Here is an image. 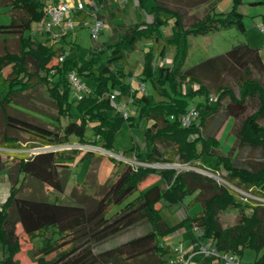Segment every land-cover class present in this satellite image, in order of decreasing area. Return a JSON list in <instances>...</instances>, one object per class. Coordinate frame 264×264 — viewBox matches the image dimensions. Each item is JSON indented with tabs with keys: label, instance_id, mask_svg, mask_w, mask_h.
<instances>
[{
	"label": "trees",
	"instance_id": "1",
	"mask_svg": "<svg viewBox=\"0 0 264 264\" xmlns=\"http://www.w3.org/2000/svg\"><path fill=\"white\" fill-rule=\"evenodd\" d=\"M5 1L11 7L12 21L0 25V35L15 36L18 50L12 51L4 44L0 54L1 147L25 148L19 136L10 134V130H19L30 134L32 142L25 145L28 148L71 143L75 136L80 144L114 150L113 136L123 120L131 126L145 121V153L137 144L129 151L138 160L205 168L199 162L200 152L217 154L218 165L213 169L220 170L230 184L264 195V124L259 121L264 117V81L254 74L255 71L264 73L260 48L240 42L186 68L180 55L181 45L190 35L207 34L229 26L243 31L238 0L227 13L215 11L218 0H179L187 8L204 7L203 15L189 24L185 23L180 9L161 0H136L139 9L150 19L126 25L117 40L103 41L99 47L90 48L88 57L80 55L75 40L67 39L71 30L50 43L25 34L32 23L41 22L45 17L47 5L42 0ZM93 1L97 5L105 0ZM170 23L171 32L161 44L162 30ZM144 40L157 41L162 60L167 46H177L170 66L162 62L152 68L156 58L154 49L149 47L144 53V74L138 79L145 85L150 80L153 93L141 91L139 85L134 88L127 80L130 72L124 66L127 53ZM60 56H64L62 60ZM8 65L10 70L3 76L2 71ZM72 70L92 84L88 86L83 80L87 90L81 99H75L72 94L68 79V72ZM227 77L235 79L237 91ZM37 85L48 90L56 109L54 115L24 104V98L34 93ZM198 95L203 99L192 107L196 113L183 125L180 117L190 111L189 99ZM125 97L135 105V112L127 117L117 108ZM250 99L255 101V110L243 118L236 130L237 144L223 153L217 135L228 118L238 119L246 112ZM74 100L78 101L75 118L72 116ZM19 106L38 111L52 121L34 122L10 112L9 108L18 110ZM62 117L69 118L64 126L59 124ZM89 126L93 131L91 138L86 137ZM237 146L241 151H236ZM251 149L256 152L253 160L248 158ZM78 151L81 149L73 147L15 154L16 162L8 169L9 193L0 204V264H20L17 254L22 246L18 223L29 240H41L33 248L37 264H171L166 255L172 249L161 239L186 221L198 227L199 235L213 241L219 251H230L241 258L245 249H251L256 253L253 264H264V204L253 201L243 204L235 198L230 185L194 169L134 167L117 159L123 166L100 195L72 187L70 196L77 204L24 194L28 178L64 192L72 173L69 159ZM92 153L98 154L86 151L85 157ZM5 166L6 160L0 151V171ZM151 175L161 181L140 189V184ZM93 180L97 183L96 176ZM189 194H195L191 200L200 201L201 208L179 223L169 224L161 214L162 207L184 203ZM247 207H251L250 214L245 211ZM231 208L240 212L237 222L224 226L220 213ZM130 230L137 232L122 238Z\"/></svg>",
	"mask_w": 264,
	"mask_h": 264
},
{
	"label": "rangeland",
	"instance_id": "2",
	"mask_svg": "<svg viewBox=\"0 0 264 264\" xmlns=\"http://www.w3.org/2000/svg\"><path fill=\"white\" fill-rule=\"evenodd\" d=\"M165 4L170 7L178 8L183 12L184 21L186 24H189L196 20L198 17H201L204 13V7L199 8H187L183 4L179 3V0H161ZM237 8L243 14V23L245 29L242 31L238 29L236 26H229L223 29L215 30L213 32H209L207 34H198V35H190L186 38L185 42L181 45V57L183 56V67H189L207 57L217 55L225 52L229 48H231L234 44H238L240 42H247L251 46L259 47L262 55L264 56V27L261 28L260 24L264 26V0H238ZM235 6V0H218L216 2L215 11L221 13H227L233 9ZM88 11V10H86ZM85 12V11H84ZM90 12V11H88ZM82 14V13H79ZM87 16L85 18L78 17L76 20L75 26L72 28L71 33L67 36L68 40H75L78 45V52L83 57H88L89 49L92 47H99L103 41L114 42L118 38V34L122 32L123 28L133 22L139 20H148L150 17L146 14V12L141 11L138 8L136 0H108L107 3L99 8L98 14L100 17L104 18L106 21L105 29L100 32L97 40L93 39L89 29L90 15L86 13ZM79 16V15H78ZM54 30H56L54 28ZM171 32V23L168 26H165L162 30L163 38L160 40V43H164V37ZM43 43H50V39H42ZM9 48L12 51L18 50V40L15 38L14 40H10ZM149 47L154 49L156 54V58L152 63V68L156 67L160 63H164L165 65H172L173 58L177 51V46H167L165 59L162 60L159 55L160 46L157 45V41L144 40L138 43V46L134 49H131L125 58V70L130 72L127 76V80H129L133 87H137L139 85V76L144 74L145 69V59L144 53L148 50ZM65 49H68V46L65 45ZM10 70V65L6 66L2 75L5 76L8 74ZM255 76H259L264 81V73H258L255 71ZM229 83L233 86V88L237 91V83L233 77L226 78ZM83 80L87 83L88 86H92L91 81L88 78H83ZM189 84V83H188ZM190 85V84H189ZM0 89H2V85L0 82ZM153 85L150 80L146 81V90L145 93H153ZM27 95V94H26ZM25 100V105L29 106L33 109H37L47 114L54 115L55 114V106L54 102L49 95L48 90L45 86H36L34 93L31 95H27ZM73 99V96L70 97ZM203 99L202 96H195L193 99H189L188 110H191L193 106H195L199 101ZM78 101L72 102V116L75 118L77 116L76 105ZM121 104H125L129 106L130 113H134L135 105L130 101V98L125 97L121 100ZM11 113H15L17 115H21L25 118H28L34 122H42L52 121L51 118L45 116L38 111H34L33 109L24 108L19 106L21 110H14L15 108H9ZM255 110V101L250 99L248 101V107L246 112L241 115L238 119H234L232 117L228 118L226 123L223 125L222 129L218 133V139L220 141V149L223 153H227L231 150L232 146L237 144L235 132L241 125L243 118L252 113ZM114 111H111V114H114ZM1 112H0V124H1ZM42 118V120H41ZM69 121V118L62 117L59 124L64 126ZM261 124H264V117L260 120ZM45 125H49L48 123H44ZM147 123L143 121L139 124L129 125L128 121L123 120L116 132L113 136L112 146L114 151L116 152H124L127 151V155H133V153L129 152L130 149L137 144L140 147L142 153H145V129ZM10 134L17 135L20 137V143L25 148L13 149L10 151H1L3 153V158L8 162V166H11L14 162V155L19 153H36L41 150L44 151L47 148L34 146L28 148L27 144L32 142L31 136L28 133L19 131V130H10ZM93 136L92 128L89 126L86 129V137L91 138ZM72 142L78 145V148L81 151H78L74 154L73 158H70L69 162L72 168L71 176L67 182V187L64 192H60L55 188L48 186L46 184H42L39 181H36L34 178L26 179V186L24 190L25 195L36 196L38 198H45L48 200H57L59 202L65 204H77V202L70 196V192L73 186H77L79 188H83L85 192L91 195L98 196L103 191V187L109 182V180L115 178L119 171L121 170L123 164L118 163L117 157H112L109 151L98 150L96 147L92 146H82L80 147V143L78 142L77 137L72 136ZM43 146V145H42ZM200 150V145H198V151ZM86 151L96 152L98 154L92 153V155L85 157ZM112 150V152H114ZM236 151H241L237 146ZM255 150L251 149L248 155L250 160L254 159ZM84 157V158H83ZM219 156L217 154H212L209 152H200L199 154V162L206 168H214L218 165ZM167 166H172V164H165ZM90 178H89V177ZM96 176L97 183L93 180ZM22 180V176L20 178ZM20 180V181H21ZM153 180V181H152ZM160 178H156L154 175H151L150 178L146 179L140 184V189L147 188L153 182H160ZM195 197V194H189L184 199V203H174L165 205L161 209L162 216L166 219V221L173 225L179 223L185 215L193 214L198 209L201 208L200 201H193L192 198ZM235 198L243 203H251V200H244L241 198L239 194L235 195ZM192 202L193 205H189V202ZM185 204H188V210L185 209ZM247 214L251 213V207H247L245 209ZM239 210L236 208H231L224 212L220 213V220L224 226H229L235 224L237 222V218L239 215ZM138 231L139 228H136ZM136 230H130L129 234H125L122 238L128 237L131 233L137 232ZM176 231L179 232V235L175 238V240L171 243V251L166 255L168 262L171 264H181L178 261V253L175 251V248L179 246L180 243L183 244L185 249H189L192 247V239L200 237L201 241L207 244L210 241L206 240L207 237L201 236L200 229L197 227L196 229L190 224V222L186 221L183 225H181ZM23 232V231H22ZM20 233V242H21V251L17 254V258L20 261V264H37L36 256L33 252L34 246L40 245L41 240L39 238H35L33 240H29L23 233ZM164 238V237H163ZM163 238L161 240H163ZM197 242V241H196ZM193 248V247H192ZM196 257L197 261L200 264H206L207 261L211 259H218L214 255H206L204 253H197ZM256 257V253L254 250L245 249L241 260L245 264H253V260Z\"/></svg>",
	"mask_w": 264,
	"mask_h": 264
},
{
	"label": "built area",
	"instance_id": "3",
	"mask_svg": "<svg viewBox=\"0 0 264 264\" xmlns=\"http://www.w3.org/2000/svg\"><path fill=\"white\" fill-rule=\"evenodd\" d=\"M87 12L91 17H93V21L89 24L90 33L93 39L97 40L99 37L100 32H102L105 28V22L103 19L99 18L95 11H86L84 2L82 0H59L57 2H52L47 4L45 9V17L42 20L41 29L42 31L49 32V39L54 40L59 38L62 34L72 30V28L76 24V20L74 16H72V13H84ZM60 26V30L56 31L54 30L55 27ZM260 27L263 28L264 26L260 24ZM64 56H60V60L63 59ZM68 79L72 87V94L75 99H81L84 95V93L87 90V86L85 82L80 78L78 73L74 70L68 72ZM139 88L141 91L145 92L146 85L145 83H139ZM112 98H114V94L111 95ZM130 101H132L130 99ZM118 110L123 114L124 117H127L130 113L129 106L125 104H121V102L117 105ZM195 110L192 108L190 111H188L186 114L182 115L180 117V121L183 125H186L189 123L192 116L195 115ZM80 147L82 146H92L96 147L98 150L100 148L105 151H109L112 157H117L118 160L123 161L124 163L131 164L134 167H138L141 165L144 166H154V167H169L163 163H149L146 161L138 160L133 155H124L120 152H112V150L105 149L101 146L91 145V144H79ZM45 147L48 149H69V148H78V145L71 143H65L61 145H44L36 148ZM13 150L12 148H6L0 146V151H10ZM41 151V150H39ZM38 152V151H37ZM169 164V163H166ZM178 169H194L198 172H201L207 176H210L214 178L219 183H224L227 185H230L231 188L235 191L236 194H239L241 198L244 200H251L256 203H263L264 204V195H257L249 190H245L241 187H238L236 185L230 184L225 177L221 174L220 170L213 169V168H202L197 167L189 164H181V163H174L172 165ZM201 233V231H200ZM175 251L178 253L179 257L178 260L181 262V264H190L191 259L194 257L195 253L200 252L204 253L206 255H214L219 260L222 261V264H245L242 262L241 258L230 251H219L216 247L213 241L210 240V243H200L198 248L188 250L185 249L183 244L180 243L178 247L175 248Z\"/></svg>",
	"mask_w": 264,
	"mask_h": 264
},
{
	"label": "crops",
	"instance_id": "4",
	"mask_svg": "<svg viewBox=\"0 0 264 264\" xmlns=\"http://www.w3.org/2000/svg\"><path fill=\"white\" fill-rule=\"evenodd\" d=\"M42 1L47 5L49 3L57 2L59 0H42ZM72 1H76V0H72ZM82 1L84 2V5H85V9L86 10H88V11H95L96 14H97V16H99V18H101V19L104 20V18L100 17V15L98 14V12H99V8L102 7V6H104L107 3L108 0H105L102 3H98L97 5L94 4V1L93 0H82ZM90 5H92L95 8V10L93 8H91ZM137 5H138V3H137ZM86 13L87 12H84L82 14H79L78 12L77 13L75 12V13H72V16H74V18H76L77 20H78V17L84 19L85 16H87ZM11 21H12V11H11L10 5L5 0H0V25L1 24H8ZM91 21H93V17H91V15H90V22L89 23H91ZM104 22H105V27H106V21L104 20ZM41 24H42V21L41 22H34V23H32L31 29L26 30L25 31V34L26 35H29L31 37H34L36 39H39V40L49 39V34H47L46 31H42ZM55 29H56V31H59L60 30V26L55 27ZM15 38L16 37L13 36V35H0V54L3 53V46H4V44H7L8 45L9 41L10 40H14ZM1 90L2 89H0V92H1ZM1 124H2V119H1ZM2 156H3V153H2ZM16 156L17 155H14V158H13L14 159V162H13V164L16 162V160H15L17 158ZM12 165L11 166H8V162H6L5 168L0 171V204H2L6 200V198L8 196V193H9V189H10V179H9V175H8V169L10 167H12ZM19 177L21 178V175ZM185 209L188 210V207H186V204H185ZM185 217H186V215H185ZM193 228L196 229L197 227L196 226H193ZM22 231H23L22 225L20 223H18L17 224V232H18V234H20ZM178 235H179V232L175 230L174 232L166 235L163 238L162 243L164 245H168L169 247H172L171 243L175 240V238ZM192 243H193L192 244V247L193 248L191 247L188 250H191L192 251V249L198 248L199 244L200 243H204V241L202 242L200 239L194 238V239H192ZM197 253H195L194 257L191 259L190 264H200V262L197 261V259H196V257L198 256ZM206 264H221V261L219 259L214 258V259H211V260L207 261Z\"/></svg>",
	"mask_w": 264,
	"mask_h": 264
}]
</instances>
